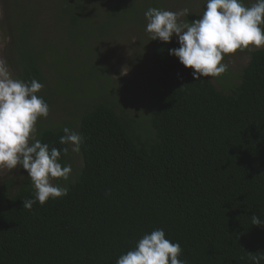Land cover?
<instances>
[{"label": "trees", "instance_id": "16d2710c", "mask_svg": "<svg viewBox=\"0 0 264 264\" xmlns=\"http://www.w3.org/2000/svg\"><path fill=\"white\" fill-rule=\"evenodd\" d=\"M166 2L4 0L8 65L16 78L42 83L38 95L60 115L49 124L41 117L36 138L61 149L71 172L52 180L67 195L31 210L23 209L35 193L28 173L18 167L0 179V264H116L155 229L180 244L185 264H264V225L250 219L264 221V48L233 53L246 59L233 75L196 81L169 54L175 37L151 41L145 31V12ZM48 14L58 33L50 37L37 22ZM91 17L108 32L76 46ZM126 28L138 40L134 88L88 62L92 40ZM74 86L78 98L59 96ZM131 91L140 97L134 108L124 98ZM64 127L83 137L79 153L60 144Z\"/></svg>", "mask_w": 264, "mask_h": 264}, {"label": "clouds", "instance_id": "9594fccd", "mask_svg": "<svg viewBox=\"0 0 264 264\" xmlns=\"http://www.w3.org/2000/svg\"><path fill=\"white\" fill-rule=\"evenodd\" d=\"M189 9L178 12L149 8L145 31L151 41L170 43L177 38L178 48L169 54L178 58L192 77H218L228 69L225 56L237 51L264 48V0H255L246 6L243 0H206V7L193 22H181L189 16ZM44 85L36 79L30 83L14 77L4 58H0V169L18 167L28 173L35 189L34 198L23 200V209L46 204L49 199L67 195V189L53 184V179H67L70 165L60 163L61 149L51 148L36 138L37 121L49 115V104L38 93ZM60 144L71 145L75 153L81 151L83 137L68 127ZM63 152H67L65 147ZM253 226L264 225L257 215L251 218ZM179 243L165 238L163 229L145 234L134 249L121 255L116 264H185L179 257Z\"/></svg>", "mask_w": 264, "mask_h": 264}, {"label": "rangeland", "instance_id": "374dc122", "mask_svg": "<svg viewBox=\"0 0 264 264\" xmlns=\"http://www.w3.org/2000/svg\"><path fill=\"white\" fill-rule=\"evenodd\" d=\"M140 1L141 0H138V2ZM170 2L171 3L166 2V10L178 12L184 8L189 9V16L181 17V22H189L191 16H195V18L200 17L206 7V5H204L203 2H201L200 0H195L190 5L187 4L185 0H170ZM8 7L7 4L4 3V0H0V58H4L7 63L10 61L9 52L7 49V46L10 42L7 36L8 32L5 28V13L7 12ZM49 7H51V5H49ZM141 11L140 13L134 16L135 19L138 18L139 15H141ZM96 18L97 17H91L92 20H88L89 25H84V27L80 28L79 37L76 39V46L85 42L88 39L95 37L96 34L105 35V32H108V28L102 29V24H99L101 19ZM37 22L42 26L43 24L44 26H46L47 29L45 35H48L50 37L54 33L58 34L56 33L55 27L53 26L51 14H48L47 16H40ZM119 22L122 21L119 19H112V25H115ZM98 25L100 26V28L97 27ZM137 41L138 40L136 39L135 30L130 31L128 28H126L124 32L115 33L111 38L106 41L98 43L97 41L92 40V50L89 54L91 56H89L88 62H95L96 60L98 62L96 65L99 69H107L109 78L112 79L117 86L123 87L130 85L134 88L135 86H137V83L139 81L138 75L132 68L133 54L136 50ZM87 44L88 42L83 46V49H86ZM76 59L83 60V57L82 55H80L76 57ZM245 60V57L238 56L235 54L226 56L225 64L228 65V69L230 70L231 75L235 74L236 70L239 69V67L241 68V66L245 64ZM56 67L59 68L61 67V65L57 64ZM10 68L11 67L9 66V69ZM10 71L15 77L14 70L11 68ZM47 76L49 75L47 74ZM98 93V89L94 87L92 88L90 95L96 96ZM59 96L62 97V99L72 101L73 99L71 98H78L80 96V92L79 89L74 86L73 89L65 91L59 94ZM137 97H139L138 93H136L135 91H131L128 92V95L124 98L129 102V105L134 108L139 103V99ZM63 103L71 105L70 102L62 101L61 104ZM59 118V114L57 115L54 111L50 110L48 117L43 118V122L49 124L50 122L58 121ZM38 122L40 121L38 120L37 123ZM7 172V169H0V179L5 176Z\"/></svg>", "mask_w": 264, "mask_h": 264}]
</instances>
